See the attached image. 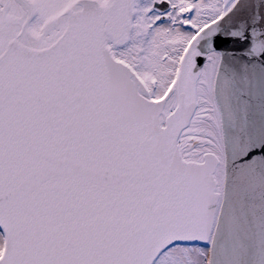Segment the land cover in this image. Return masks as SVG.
Masks as SVG:
<instances>
[{"label": "snow or ice", "instance_id": "snow-or-ice-1", "mask_svg": "<svg viewBox=\"0 0 264 264\" xmlns=\"http://www.w3.org/2000/svg\"><path fill=\"white\" fill-rule=\"evenodd\" d=\"M0 264H264V0H0Z\"/></svg>", "mask_w": 264, "mask_h": 264}]
</instances>
